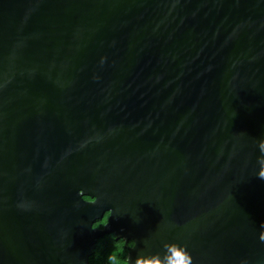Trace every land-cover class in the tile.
I'll return each mask as SVG.
<instances>
[{
  "label": "water",
  "instance_id": "obj_1",
  "mask_svg": "<svg viewBox=\"0 0 264 264\" xmlns=\"http://www.w3.org/2000/svg\"><path fill=\"white\" fill-rule=\"evenodd\" d=\"M260 140L264 0H0V264H264Z\"/></svg>",
  "mask_w": 264,
  "mask_h": 264
},
{
  "label": "clouds",
  "instance_id": "obj_2",
  "mask_svg": "<svg viewBox=\"0 0 264 264\" xmlns=\"http://www.w3.org/2000/svg\"><path fill=\"white\" fill-rule=\"evenodd\" d=\"M260 155L257 157V173L259 179H264V140L258 143ZM112 212L109 210L103 219L92 225L93 229L106 226L109 223V217ZM264 227V223L261 225ZM113 246L106 256V264H193V255L187 246L179 242H166L163 245V252L152 254L129 255L126 249H135L138 247L136 240H127L116 234L113 235ZM260 239L264 241V232H261Z\"/></svg>",
  "mask_w": 264,
  "mask_h": 264
},
{
  "label": "trees",
  "instance_id": "obj_3",
  "mask_svg": "<svg viewBox=\"0 0 264 264\" xmlns=\"http://www.w3.org/2000/svg\"><path fill=\"white\" fill-rule=\"evenodd\" d=\"M114 234V232L107 233L97 238L94 251L88 256L87 264H106L105 258L112 249Z\"/></svg>",
  "mask_w": 264,
  "mask_h": 264
},
{
  "label": "rangeland",
  "instance_id": "obj_4",
  "mask_svg": "<svg viewBox=\"0 0 264 264\" xmlns=\"http://www.w3.org/2000/svg\"><path fill=\"white\" fill-rule=\"evenodd\" d=\"M106 213H107V212H106ZM106 213H105V214H106ZM105 214H104V216H105ZM104 216H103V217H104ZM102 219H103V218H102ZM100 220H101V219H96V220L94 221V223H96L97 221H100ZM100 228H103V227H100ZM105 234H107V233H105Z\"/></svg>",
  "mask_w": 264,
  "mask_h": 264
}]
</instances>
